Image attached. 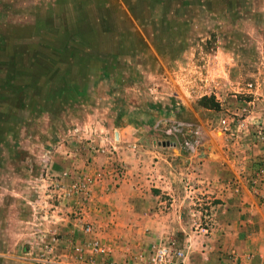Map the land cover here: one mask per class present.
I'll list each match as a JSON object with an SVG mask.
<instances>
[{"label": "rangeland", "instance_id": "374dc122", "mask_svg": "<svg viewBox=\"0 0 264 264\" xmlns=\"http://www.w3.org/2000/svg\"><path fill=\"white\" fill-rule=\"evenodd\" d=\"M141 115L156 116L160 139L171 138L185 155L224 153L236 166L247 161L249 168L224 183L236 191L245 182L259 192L264 0H0V264H36L44 232L59 239L58 252L49 256L75 262L62 211L45 217L47 206L60 200V190L50 189L51 173ZM177 124L190 147L170 131ZM167 165L158 186L179 194L188 217L197 207L206 211L202 197L215 193L197 189L189 160ZM208 214H198L188 228H214ZM230 224L237 229L238 222ZM172 240L151 238L122 263L145 264L154 245Z\"/></svg>", "mask_w": 264, "mask_h": 264}, {"label": "crops", "instance_id": "0c3cea01", "mask_svg": "<svg viewBox=\"0 0 264 264\" xmlns=\"http://www.w3.org/2000/svg\"><path fill=\"white\" fill-rule=\"evenodd\" d=\"M130 118L113 130V139L105 135L92 143L107 148L110 143L116 144V154L88 147L85 156H78L69 166L75 164L79 171L87 174L101 172V178L90 187L92 199L82 207V212L94 221L100 237L112 248L111 258L122 263L129 250L145 246L151 238L171 236L174 245L184 252L180 264H264V199L261 198L264 184L255 193L245 182L239 183L235 191L223 180L233 172H242L247 161L236 166L224 153L218 158L203 151L185 155L171 138L160 139L154 128L156 116L144 119L141 115V120ZM163 141L169 144L160 145ZM133 144L137 146L135 150L129 146ZM178 157L182 161L189 160V165L195 168L189 174L200 182L197 189H205L202 193H215L211 199L202 197L206 211L203 213L197 207L194 218L188 217L182 209L185 201L178 193L175 196L158 186L159 177L164 176L161 172L167 173V164ZM112 159L124 164L122 177L110 172ZM203 177L210 178L211 185L203 182ZM74 205L58 201L47 206L45 215L52 217L62 211V228L70 244L88 240L82 232L84 221L74 219L79 209V205ZM167 205L174 209L167 211ZM207 210L213 215L215 227L207 232L189 229L192 220L195 223L201 219L198 214L201 213L203 219L210 218ZM231 222H238L237 229H231Z\"/></svg>", "mask_w": 264, "mask_h": 264}, {"label": "built area", "instance_id": "2783aa9c", "mask_svg": "<svg viewBox=\"0 0 264 264\" xmlns=\"http://www.w3.org/2000/svg\"><path fill=\"white\" fill-rule=\"evenodd\" d=\"M221 125L226 128L229 123L227 118L223 116L220 120ZM180 124L174 125L170 129L172 133L182 134V143L185 147H190L191 143L187 139L186 133H182L180 130ZM180 130V131H179ZM114 143V142H113ZM110 148L105 147L101 144L90 145L92 150L108 152L111 154L117 153L116 144H109ZM133 150L137 148L136 144L129 145ZM106 148V149H105ZM112 168H110L111 173H115L117 177H122L125 171V166L118 159L111 160ZM107 172V171H106ZM101 178V172L95 174H87L81 172L76 168L75 164L71 167L65 168L58 173H51V184L50 189L55 191L60 190V200L62 202H72L78 204L80 208L79 214L74 217L79 220V222L84 221L82 224V232L88 237L83 243L71 242L70 252L72 255L70 258H74L75 262H58L54 260L53 256L58 252L57 244L59 239L57 238V233H39L41 237H44L42 241V246L39 249L40 257H34L32 260L36 264H130V263H117L110 257H106L111 254V249L104 245L98 231L95 228L93 220L85 217L82 212V207L86 206V200L91 197V185L96 182V180ZM161 177H159L160 180ZM253 181L255 179H252ZM90 201V200H89ZM88 201V202H89ZM207 232V228H204ZM50 235V240H46V237ZM63 250V249H62ZM65 250V249H64ZM68 250V249H67ZM148 257L145 260V264H180L184 252L181 248L174 245L173 241L158 243L154 245L148 252ZM48 254L47 256H44ZM101 257V258H100ZM69 258V257H68Z\"/></svg>", "mask_w": 264, "mask_h": 264}, {"label": "trees", "instance_id": "16d2710c", "mask_svg": "<svg viewBox=\"0 0 264 264\" xmlns=\"http://www.w3.org/2000/svg\"><path fill=\"white\" fill-rule=\"evenodd\" d=\"M207 99H208L207 97H204V98L202 99L203 101H202V100H200V101H201V102H205L204 100H207ZM209 100H210V99H209ZM205 104H207V103L205 102ZM211 104H212V105H215V106H218V104H217L216 102L214 103L213 101H211Z\"/></svg>", "mask_w": 264, "mask_h": 264}, {"label": "water", "instance_id": "95a60500", "mask_svg": "<svg viewBox=\"0 0 264 264\" xmlns=\"http://www.w3.org/2000/svg\"><path fill=\"white\" fill-rule=\"evenodd\" d=\"M168 144H169V142H164V143H163V145H168Z\"/></svg>", "mask_w": 264, "mask_h": 264}]
</instances>
